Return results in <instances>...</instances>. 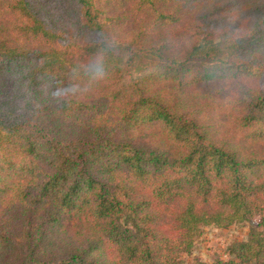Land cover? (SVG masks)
<instances>
[{
	"label": "trees",
	"instance_id": "16d2710c",
	"mask_svg": "<svg viewBox=\"0 0 264 264\" xmlns=\"http://www.w3.org/2000/svg\"><path fill=\"white\" fill-rule=\"evenodd\" d=\"M255 213L198 264H264V0H0V264H178Z\"/></svg>",
	"mask_w": 264,
	"mask_h": 264
},
{
	"label": "rangeland",
	"instance_id": "374dc122",
	"mask_svg": "<svg viewBox=\"0 0 264 264\" xmlns=\"http://www.w3.org/2000/svg\"><path fill=\"white\" fill-rule=\"evenodd\" d=\"M260 218L261 214L255 213L252 221H239L228 227L214 224L204 226L202 234L196 237L192 246L181 252L178 264H198L220 257L227 258L232 244L248 239L253 227L262 229Z\"/></svg>",
	"mask_w": 264,
	"mask_h": 264
},
{
	"label": "clouds",
	"instance_id": "9594fccd",
	"mask_svg": "<svg viewBox=\"0 0 264 264\" xmlns=\"http://www.w3.org/2000/svg\"><path fill=\"white\" fill-rule=\"evenodd\" d=\"M97 43H99V41H97Z\"/></svg>",
	"mask_w": 264,
	"mask_h": 264
}]
</instances>
